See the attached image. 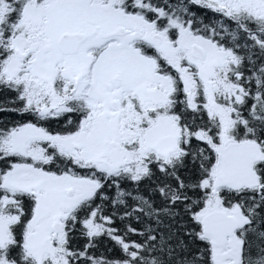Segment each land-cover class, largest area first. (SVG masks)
Wrapping results in <instances>:
<instances>
[{
	"label": "trees",
	"instance_id": "obj_1",
	"mask_svg": "<svg viewBox=\"0 0 264 264\" xmlns=\"http://www.w3.org/2000/svg\"><path fill=\"white\" fill-rule=\"evenodd\" d=\"M48 1L4 0L6 7L0 12V217L9 222V240L0 244V262L37 264L24 248L36 197L7 184L8 173L24 164L97 185L61 223L64 235L56 244L57 253L44 255L41 264H215V248L202 231L199 214L216 188L211 176L217 162L214 146L220 144L223 130L220 118L209 113L205 85L193 66L180 64L193 77L192 88L186 91L179 74L151 44L133 43L155 61L157 77L167 81L163 90L167 101L142 104L135 97L122 106L121 124L136 126L143 121V127L146 119L157 115L172 117L180 138L178 150L169 156L151 150L137 163L107 173L80 167L48 141L30 144L29 152L41 154L36 159L10 151L13 134L23 127L32 126L44 136L70 135L84 130L101 110L61 75L49 86L28 73L11 77L7 71V60L17 52L15 39L29 38L34 29L25 16L27 7ZM110 1L94 0L101 5ZM112 1L124 13L152 23L155 31L163 29L170 16L181 19L194 37L209 39L225 53L209 80L212 100L228 110L231 137L253 142L262 159L254 164L258 185L215 190L224 210L237 205L247 218L235 235L242 244L241 264H264V12L256 7L248 14L235 10L229 16L221 0ZM52 93L69 99L66 110L43 114ZM130 114L137 122H125ZM198 133L208 140L195 136ZM126 147L137 148V139Z\"/></svg>",
	"mask_w": 264,
	"mask_h": 264
},
{
	"label": "rangeland",
	"instance_id": "obj_2",
	"mask_svg": "<svg viewBox=\"0 0 264 264\" xmlns=\"http://www.w3.org/2000/svg\"><path fill=\"white\" fill-rule=\"evenodd\" d=\"M224 2L228 0H221ZM114 1L108 5L95 3L94 0H49L45 5L32 4L25 11L26 18L33 24L32 35L25 39L18 36L16 53L11 56L6 67L10 76L19 72L30 74L34 80L45 82L52 86L60 75L75 83L77 94H85L90 100L100 99V112L94 116L89 125L82 131L70 135L44 136L32 126L21 128L13 134L10 151L32 158L40 157L29 152L30 144L38 141H48L57 149L69 154L73 162L84 168H95L111 173L128 163H137L149 151L157 155L169 156L178 150L180 129L175 120L167 115H157L147 120L142 127L139 123L133 126L122 125L123 111H111L109 103L112 97L108 95L106 83L113 78L120 65L131 61L125 79L130 76H142V83L135 92L141 103L152 105L167 101L165 91L167 81L157 77V65L153 59L146 58L134 47V38L114 37L102 39L95 37L99 31L114 30L119 26L137 25L146 30L141 41L150 43L155 51L166 61L170 68L178 74L186 91L192 88L193 77L185 72L180 64L184 62L195 68L196 75L205 85L208 98L209 113L217 115L222 123V136L219 145L214 146L217 162L211 172L215 185L218 175L226 180V186L233 189L247 188L258 185L254 164L262 159L257 146L247 140H236L231 137V121L226 108L216 105L212 100L209 80L216 66L223 63L225 53L221 52L209 39L196 36L189 26L181 19L170 16L166 25L160 31H155L153 24L138 16L124 13L115 6ZM4 0H0V12L5 10ZM93 21V22H92ZM91 26L87 40L81 45L77 54L62 55L56 47V42L63 32H77ZM95 29V31H94ZM163 35V42L155 47L151 41L155 33ZM197 41L206 51L204 60L191 56L192 44ZM67 97H59L52 93L50 105L42 110L43 114L62 112L66 110ZM144 119L146 118L143 115ZM133 115L129 120L136 121ZM195 136L208 140L204 133ZM138 141V147L128 149L127 143ZM7 184L32 192L36 197L34 216L28 231L24 236V248L35 257L37 264L41 258L57 253L56 244L64 235L63 228L59 233L52 229L54 222L63 223L71 211L84 199L90 197L97 188L96 183L89 179L71 176L70 174H49L30 165H16L7 175ZM215 187V186H214ZM214 188L206 209L199 217L213 210H223L241 213V224L247 223V218L239 206L230 210L221 207V199ZM72 190V194L67 192ZM76 190L80 194H76ZM66 208L67 211H64ZM46 213L51 216L41 220ZM39 222L37 223V221ZM8 220L0 217V244L9 240ZM241 240L239 236L231 239L223 248L214 250L215 264H241ZM0 264H11L2 261Z\"/></svg>",
	"mask_w": 264,
	"mask_h": 264
},
{
	"label": "water",
	"instance_id": "obj_3",
	"mask_svg": "<svg viewBox=\"0 0 264 264\" xmlns=\"http://www.w3.org/2000/svg\"><path fill=\"white\" fill-rule=\"evenodd\" d=\"M134 37L136 39L142 38L145 29L143 27L134 26ZM130 33V29L125 26H119L112 31H100L98 33L99 38L109 39L116 36H124ZM193 38V36H191ZM87 40V35L83 31L77 32H63L56 42V47L59 52L64 56H72L79 52L81 45ZM151 41L155 47H158L163 42V35L155 33L151 37ZM191 56L198 60H204L206 57L205 49L195 41L192 44ZM114 109V103L111 105ZM216 188H222L226 186V180L222 175H218L215 182ZM72 190L67 192L68 195L72 194ZM76 194H80L79 190H76ZM67 211L66 208H63ZM47 215L41 217V220L46 218ZM241 213L223 210H213L204 214L201 218V226L204 235L209 237L212 241V246L215 249L223 248L229 244L231 239L235 236L236 232L241 225ZM39 220L37 221V223ZM52 229L55 233H59L62 229L60 222H54ZM226 264V263H220Z\"/></svg>",
	"mask_w": 264,
	"mask_h": 264
},
{
	"label": "flooded vegetation",
	"instance_id": "obj_4",
	"mask_svg": "<svg viewBox=\"0 0 264 264\" xmlns=\"http://www.w3.org/2000/svg\"><path fill=\"white\" fill-rule=\"evenodd\" d=\"M248 4H250V5H248ZM226 6L228 9V10H226L227 15H229V16H233L232 11H235V10L240 11L239 13L242 15L244 13L248 14V11L251 9L253 11H256L255 10L256 7L259 10H261L262 12H264V0H228V1H226ZM216 8H218V7H216ZM92 22H90V25H88L87 27L82 28L80 30V31H83L87 35V37H88L91 26L94 25V23H92ZM134 26H136V25L125 26V27L130 29V33H128L124 36H116V37H125V38L132 37V38H134L133 42H136V40H139L140 42H142L143 45L144 44L145 45L150 44V43H145V42L141 41V39H136L134 37V30H133ZM94 27L97 30V26L94 25ZM94 31H95V29H94ZM110 31H112V30H110ZM145 34H146V30L144 31L142 38L145 36ZM97 36L95 37V39L98 38ZM112 38H114V37H112ZM191 39H194V36ZM153 50L154 49H152L151 51H153ZM142 56L149 58V59H152V58H150L146 55H143V54H142ZM130 64H131V61L129 59H127L126 65L125 66L120 65L118 71L114 74L113 78L110 79L105 84L106 88H107L108 95L110 97H112V100L109 103V107H110L111 111H116V110L123 111L122 106L125 103L129 102L131 99H135V97L138 98V96L135 92V89L138 88L140 86V84L142 83V76L141 75L130 76L129 79H125L124 75L127 74L126 72L128 71ZM92 101L99 104V105L101 103H102V105H104L103 101L100 99H95V100L93 99ZM113 103H114V109H112V107H111V105ZM45 215H47V217L42 219L43 221L49 219L51 216L50 213H46Z\"/></svg>",
	"mask_w": 264,
	"mask_h": 264
}]
</instances>
